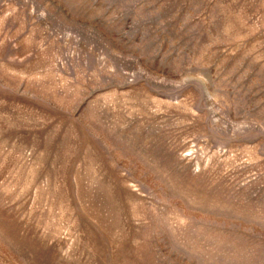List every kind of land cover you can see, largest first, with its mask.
I'll use <instances>...</instances> for the list:
<instances>
[{
    "label": "rangeland",
    "instance_id": "rangeland-1",
    "mask_svg": "<svg viewBox=\"0 0 264 264\" xmlns=\"http://www.w3.org/2000/svg\"><path fill=\"white\" fill-rule=\"evenodd\" d=\"M0 264H264V0H0Z\"/></svg>",
    "mask_w": 264,
    "mask_h": 264
}]
</instances>
